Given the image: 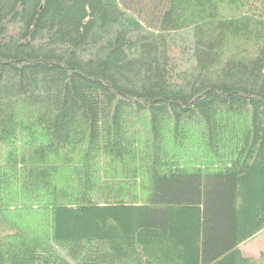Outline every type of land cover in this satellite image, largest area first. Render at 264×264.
<instances>
[{
	"label": "trees",
	"instance_id": "trees-1",
	"mask_svg": "<svg viewBox=\"0 0 264 264\" xmlns=\"http://www.w3.org/2000/svg\"><path fill=\"white\" fill-rule=\"evenodd\" d=\"M262 230L264 0H0V264H264Z\"/></svg>",
	"mask_w": 264,
	"mask_h": 264
},
{
	"label": "rangeland",
	"instance_id": "rangeland-1",
	"mask_svg": "<svg viewBox=\"0 0 264 264\" xmlns=\"http://www.w3.org/2000/svg\"><path fill=\"white\" fill-rule=\"evenodd\" d=\"M24 204H25L24 201L21 202V204H19V206H17L19 208L17 211L12 210V209H10V210L8 209V210L12 214H18L19 210H21V213L25 212L26 206L23 207ZM241 248L246 255L251 256L255 259H258V258H261L262 256H264V230H262L260 233H258L251 240L242 244Z\"/></svg>",
	"mask_w": 264,
	"mask_h": 264
}]
</instances>
